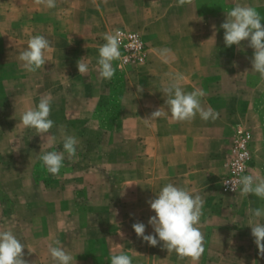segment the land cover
I'll return each mask as SVG.
<instances>
[{
    "label": "crops",
    "instance_id": "0c3cea01",
    "mask_svg": "<svg viewBox=\"0 0 264 264\" xmlns=\"http://www.w3.org/2000/svg\"><path fill=\"white\" fill-rule=\"evenodd\" d=\"M9 3L5 9L36 12L1 19L0 25L8 26L0 39L17 42L1 52L6 61L19 62V53L35 35L49 40L51 52L43 68L34 72L38 101L26 95L30 77L25 76L9 94V99L19 101L0 105H34L50 94L55 143L49 147V141H43L37 151L63 152L65 136L78 140L76 156L69 159L65 153L58 175L37 159L23 165V177L9 181L19 189L11 194L13 202L26 207L22 216L28 218L27 227L19 234L26 235L20 238L30 250L24 256L28 264H56L50 246L81 257L72 264H111L107 256L97 260L76 252L92 249L127 251L132 264H193L190 258L168 253L163 242L149 246L132 228L143 222L145 234H154L147 222L155 213L147 201L167 183L204 201L199 224L204 252L195 264H264L251 235L248 211L264 207V200L242 197L240 192L227 195L221 188L232 143L241 130L253 134L252 173L264 175V82L251 70L253 49L248 42L226 47L220 27L225 12L236 3L256 8L264 18V0H192L184 6H177V0H56L51 9L35 0ZM119 28L145 35L148 62L122 71L113 65L115 75L105 80L99 77L98 49L105 43L103 34ZM164 49L170 50L167 62L161 57ZM81 58L89 66L83 75L77 68ZM15 69L27 73L20 62ZM177 74L185 77V92L206 93L202 107L213 109L215 119L205 121L199 114L190 122L171 118L162 89ZM161 107L164 116L145 121ZM25 136L38 135L27 130ZM94 203L100 209L91 212ZM87 217L113 222L93 231L81 224ZM58 218L65 226L55 224ZM88 232L101 235L100 241L74 238Z\"/></svg>",
    "mask_w": 264,
    "mask_h": 264
},
{
    "label": "clouds",
    "instance_id": "9594fccd",
    "mask_svg": "<svg viewBox=\"0 0 264 264\" xmlns=\"http://www.w3.org/2000/svg\"><path fill=\"white\" fill-rule=\"evenodd\" d=\"M36 5H44L47 8H55L56 0H35ZM192 0H177V6L191 4ZM225 20L220 25L224 30V43L226 47L236 45L241 46L242 41L248 42V47L253 49L251 65L254 72L258 73L264 82V18L256 8L236 3L234 7L225 12ZM215 29V25H213ZM122 33L116 30L113 33H104L105 43L98 49L99 58L97 60L99 77L110 80L116 69L113 61L119 60L121 56ZM215 40V31L213 37ZM170 50L164 49L161 52L162 59L167 62ZM51 52L49 40L43 35L32 36L27 42V48L21 51L17 57L20 68L24 71L34 73L43 68L47 61V53ZM80 75L89 71L85 58L77 62ZM185 77L177 74L172 78L167 87L162 89L165 95V105L171 114V118L177 122L192 121L199 114L202 120L215 119L216 113L213 109L202 107L201 98L206 93L201 89H194L185 92L182 82ZM53 97L49 94L40 99L35 109H28L21 115L20 123L25 128H32L37 133H47L54 126V121L50 119L51 104ZM166 113L162 107L153 111L149 118L156 119ZM55 143V137L51 138L49 147ZM78 140L75 136H65L63 139V152L43 151L37 155V159L42 161L47 171L52 175H58L63 167L65 153L69 159L76 156V146ZM226 186L231 184L232 191H235L233 183L226 182ZM240 186V195L247 197L255 195L264 200V175L258 171L240 176L237 180ZM150 209L155 213L148 219V225L153 229L154 234H145L146 225L143 222H135L132 225L137 237L142 238L149 246L155 247L163 242V248L168 253L175 252L181 259L190 258L195 264L204 252V235L200 230V218L203 214V199L200 195L192 194L187 189L167 183L161 188L154 199L147 201ZM252 219L249 220L251 235L254 237L261 255H264V207L249 208ZM59 245L58 240L55 241ZM25 245L15 236L11 230L0 231V264H28L24 259ZM51 258L56 264H72L73 257L62 246H50ZM111 264H132V258L125 254H113L110 257Z\"/></svg>",
    "mask_w": 264,
    "mask_h": 264
},
{
    "label": "rangeland",
    "instance_id": "374dc122",
    "mask_svg": "<svg viewBox=\"0 0 264 264\" xmlns=\"http://www.w3.org/2000/svg\"><path fill=\"white\" fill-rule=\"evenodd\" d=\"M9 1L10 0H0V7H2V9H0V22L2 18L4 19V17L17 19L21 17L33 16V14L36 12L35 10H31L27 12L28 14H24L25 13L24 11L5 9L6 5H12V3H9ZM11 1L16 5H19L20 2L22 3L25 0H11ZM7 26H8L7 24L1 23L0 25L1 38L3 37L2 30L7 28ZM14 43H17L15 42L14 39L13 40L0 39V101L3 103L9 101L18 102L19 99H16L14 97L13 99L12 98L9 99V94L11 92H14L16 89H18L21 79L25 76L30 77L29 80L30 84L27 85V87H29L30 90L26 91L27 93L26 95L30 99L32 100L35 99L36 101H38L36 97H38L39 95H37V91L34 89L36 85L35 73L27 72L28 74L26 73L25 75H21L20 73L16 72L18 69L17 70L15 69V67L19 65V62L12 63L10 61H6L8 59L7 58L5 59L2 56L1 52L5 51V49L7 48H11V45H13ZM113 65L114 67H117L116 69L120 71L130 68V67L122 66L120 59L113 61ZM3 103L0 105V231L11 230L15 234V236L21 241L20 237L25 238L26 236L19 234V231H22L27 227V224L25 222L27 221L28 218L22 216V213H24L25 215L26 207L18 202L17 203L13 202L11 198V194L19 192V189L15 186H10L9 181H12L14 178H20L21 176L23 177V170H22L23 165H26L31 162L33 163L34 161L37 160V155H39V152L37 151L38 145L46 140L50 142L51 138L55 137V129L51 128L47 133H37L35 129L25 128L20 123L22 113L30 108L35 109L38 106V104L4 105ZM261 106L264 113V98H263V102L261 103ZM52 116L55 117V109H51L50 117ZM27 130L29 131L32 130V132L38 136L27 138L25 136ZM241 131H249V130H241ZM21 135H24V137H22ZM253 145L254 142L252 143V148H251L252 156H253V165H254V163H256V156L254 154ZM39 172L41 173L42 176H46L44 170H41ZM224 178L222 179V181L224 180ZM55 206L58 208L60 206V202L59 201L55 202ZM99 209H100V205L98 203L91 204L90 207L91 212H96ZM64 222L65 221L63 218H58L55 220V224L57 226L58 225L65 226ZM112 222H113L112 219H100L94 217L93 218L87 217L81 219V224L88 226L90 229H93V231L98 227H100L101 225L112 224ZM100 236L101 235H99L98 233L88 232V233L74 235V238L79 241H89V240L100 241ZM25 243H27V241ZM25 243L24 245L26 246V248L23 251L24 256L26 252H30V250L28 249ZM76 252L79 254L90 253L91 257L96 258L97 260L102 259L103 256L104 257L107 256V260L111 262L110 261L111 255L125 253L127 251H120V250L105 251L100 249H92V250H78ZM69 254L72 255L73 260L75 261H77V259H81L80 256L77 257L73 253H69Z\"/></svg>",
    "mask_w": 264,
    "mask_h": 264
},
{
    "label": "built area",
    "instance_id": "2783aa9c",
    "mask_svg": "<svg viewBox=\"0 0 264 264\" xmlns=\"http://www.w3.org/2000/svg\"><path fill=\"white\" fill-rule=\"evenodd\" d=\"M121 33L120 62L124 67H139L148 62V45L138 32L128 29H118ZM252 143L253 134L250 131H241L234 140L230 150V156L227 161L228 173L222 181V192L224 194H235L240 192V186L237 180L240 176L251 174L252 170ZM231 182L235 187L232 191V185L224 183Z\"/></svg>",
    "mask_w": 264,
    "mask_h": 264
}]
</instances>
